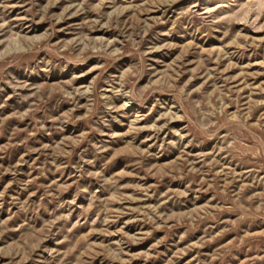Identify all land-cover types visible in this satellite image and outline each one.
Here are the masks:
<instances>
[{"label": "rangeland", "instance_id": "rangeland-1", "mask_svg": "<svg viewBox=\"0 0 264 264\" xmlns=\"http://www.w3.org/2000/svg\"><path fill=\"white\" fill-rule=\"evenodd\" d=\"M0 264H264V0H0Z\"/></svg>", "mask_w": 264, "mask_h": 264}]
</instances>
